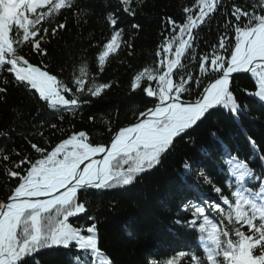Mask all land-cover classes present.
Segmentation results:
<instances>
[{
    "label": "snow or ice",
    "instance_id": "obj_1",
    "mask_svg": "<svg viewBox=\"0 0 264 264\" xmlns=\"http://www.w3.org/2000/svg\"><path fill=\"white\" fill-rule=\"evenodd\" d=\"M136 3L118 0L129 16H135ZM66 11L78 23L82 13L89 14L81 0H0V98L9 86L23 88L60 122L64 113L75 117L90 98H100L112 87L97 82L86 60L66 79L43 63L46 45L66 30V20L57 22ZM182 12L181 21L162 20L167 35L155 53L157 67L143 68L130 83L131 92L152 98L151 107L118 130L109 126L107 144L94 143L85 130L69 134L52 123L49 129L60 134L58 143L52 144L40 130L31 133L35 140L24 137L29 153L0 147V168L15 181L0 200V264H41L38 257L53 249L74 251L72 264H114L99 246L98 219L89 210V197L134 187L162 164L179 140L194 144L191 133L215 112L236 123L242 117L254 118L239 102L235 81L246 74L255 91L245 93L264 102V0L244 5L236 0H194ZM105 19L111 31L98 54L99 72L123 46L132 47L123 40L119 16L110 11ZM213 21L218 41L198 52L200 31L212 30ZM32 56L41 59L33 63ZM16 118L22 119V114L17 112ZM15 131H0V138L11 140ZM209 135L220 148L222 171L233 181L231 190L225 194L197 169L219 199L203 193L197 179L187 185L193 194L182 205L187 215L174 223L196 230L202 251L180 250L164 264H264V152L247 136L253 155L241 159L216 131ZM257 160L259 172L250 166ZM191 169L185 161L182 177ZM77 221L83 223L74 226ZM145 264L158 261L146 259Z\"/></svg>",
    "mask_w": 264,
    "mask_h": 264
},
{
    "label": "trees",
    "instance_id": "obj_2",
    "mask_svg": "<svg viewBox=\"0 0 264 264\" xmlns=\"http://www.w3.org/2000/svg\"><path fill=\"white\" fill-rule=\"evenodd\" d=\"M193 2L194 0H137L134 5L136 14L129 16L122 12L118 0H81L89 14L84 16L82 13L79 23L71 12L66 11L57 21L66 20V30L60 31L46 45L48 55L43 63L52 73L66 79L70 73L78 70L82 60H86L90 74L97 82L111 83L112 87L100 98H90L91 103L83 106L75 117L64 113L65 119L60 122L57 115L42 109L23 88L9 86L7 95L0 98V131H7L11 127H15L16 131L12 133L11 140L0 138V147H4L7 152L15 150L22 154L29 153L30 145L24 137L35 140L36 137L31 133L40 130L45 131L52 144L58 143L60 134L53 135L55 130L49 129L52 123L68 129L69 134L71 131L85 130L94 143L107 144L111 135L108 132L109 126L118 130L134 122L140 111L151 107V99L139 91L131 92L130 83L134 75L143 68L157 67L158 58L155 53L163 36L167 35L163 29V18L172 17L181 21L183 7L191 6ZM236 2L244 5L251 0ZM110 11L119 16V27L124 29L123 40L132 47L123 46L117 54L108 58L105 70L99 72L98 54L102 50V42L106 41L111 31L105 19ZM133 24L139 25V29L133 28ZM216 27L217 22L213 21L212 30L204 27L200 31L198 52L209 50V46L218 41ZM40 59L39 56H32L31 62L36 63ZM235 86L239 102L247 105L254 118L242 117L236 123L229 116L215 112L191 133L194 144L179 140L162 164L145 174L134 187L127 191L113 190L89 197V210L98 219L99 246L114 264H145L146 259H155L158 264H164L180 250L202 251L200 234L174 223L176 219H183L187 215L178 204L191 197L185 194L188 189L180 179L183 164L185 161L190 162L191 172L202 169L214 185L228 194V177L226 171H222L220 148L209 135L210 130L216 131L241 159L253 155L247 136H251L260 151L264 152V104L257 103L256 99L245 93L244 90L255 91L253 81L248 77L239 76ZM17 112L22 114V119L16 118ZM90 116L94 118L91 121ZM13 159L18 157L14 156ZM198 159H201L200 165L197 163ZM250 166L257 172L260 171L258 160L250 162ZM14 184L15 181H9L0 168V200L7 196ZM200 190L211 199H219L211 185L200 183ZM75 223L83 221L74 222V226ZM74 254V251L53 249L45 250L38 258L41 264H72Z\"/></svg>",
    "mask_w": 264,
    "mask_h": 264
},
{
    "label": "rangeland",
    "instance_id": "obj_3",
    "mask_svg": "<svg viewBox=\"0 0 264 264\" xmlns=\"http://www.w3.org/2000/svg\"><path fill=\"white\" fill-rule=\"evenodd\" d=\"M192 178L196 181L197 179H199V182H203V179L199 177L198 174H193Z\"/></svg>",
    "mask_w": 264,
    "mask_h": 264
},
{
    "label": "bare ground",
    "instance_id": "obj_4",
    "mask_svg": "<svg viewBox=\"0 0 264 264\" xmlns=\"http://www.w3.org/2000/svg\"><path fill=\"white\" fill-rule=\"evenodd\" d=\"M242 75H245V74H242ZM263 104H264V102H263Z\"/></svg>",
    "mask_w": 264,
    "mask_h": 264
}]
</instances>
